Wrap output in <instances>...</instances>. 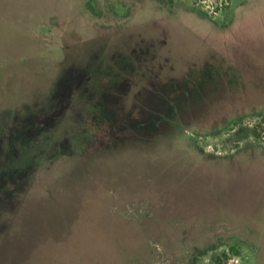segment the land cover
Returning <instances> with one entry per match:
<instances>
[{
  "label": "rangeland",
  "instance_id": "374dc122",
  "mask_svg": "<svg viewBox=\"0 0 264 264\" xmlns=\"http://www.w3.org/2000/svg\"><path fill=\"white\" fill-rule=\"evenodd\" d=\"M247 2L0 0V264H264Z\"/></svg>",
  "mask_w": 264,
  "mask_h": 264
},
{
  "label": "crops",
  "instance_id": "0c3cea01",
  "mask_svg": "<svg viewBox=\"0 0 264 264\" xmlns=\"http://www.w3.org/2000/svg\"><path fill=\"white\" fill-rule=\"evenodd\" d=\"M263 1L264 0H248V2L240 8L238 14V22L240 26H242L241 33L245 31L243 30V27L249 28V26L247 25L243 26V24H245L246 22L250 24L253 29L248 32V35H244L242 39L238 41V43H240L238 44V47H240L241 49L238 48L235 54L234 52H232L233 55H231V58L229 57L230 55L228 56L229 58L226 56L224 57L226 68L224 83L226 93L232 92V95H236V93L233 92V87L238 89V86L243 88L246 93L249 92L248 88H246L248 86V83H244L243 76L248 78L249 81H251L250 83H254L255 85H259L260 83L264 82V59H262L259 55V53H262L263 48H243V44H246V42L248 41L258 42L264 39V7L262 6L264 4ZM245 15L249 17L245 18ZM251 15H253L254 18L251 19ZM256 16H260V18L256 19ZM253 22H257L254 27L252 24ZM229 54H231V52ZM243 55H246L245 58ZM236 72L240 77L235 74ZM230 85L231 88H229Z\"/></svg>",
  "mask_w": 264,
  "mask_h": 264
},
{
  "label": "flooded vegetation",
  "instance_id": "af4514ba",
  "mask_svg": "<svg viewBox=\"0 0 264 264\" xmlns=\"http://www.w3.org/2000/svg\"><path fill=\"white\" fill-rule=\"evenodd\" d=\"M97 114H98V113H94V114L92 115V117H93V118H95V117L97 118V117H98Z\"/></svg>",
  "mask_w": 264,
  "mask_h": 264
}]
</instances>
